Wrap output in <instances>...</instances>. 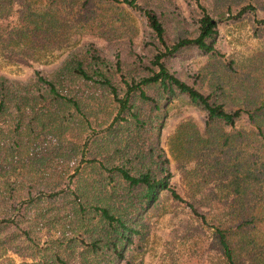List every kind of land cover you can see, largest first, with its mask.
I'll return each instance as SVG.
<instances>
[{
	"label": "trees",
	"instance_id": "1",
	"mask_svg": "<svg viewBox=\"0 0 264 264\" xmlns=\"http://www.w3.org/2000/svg\"><path fill=\"white\" fill-rule=\"evenodd\" d=\"M119 1L130 6L136 3V0H0V57L24 63L36 61L51 53L52 50H47L63 41L73 28L91 30L98 27L104 19L93 9L96 4ZM151 1L153 6L143 8V13L153 39L164 51L153 56L152 64L158 69L146 68L151 71L146 74H143L146 65H140L142 68L138 70L137 63L132 66L117 58V63L120 61V65L128 69L131 79L124 82L127 90L121 97L111 77L100 66L105 58L93 43L85 49L72 50L49 77L36 71L31 80L20 82L0 75V117L15 120V146L27 145L30 137L33 142L46 129L56 134L71 124L87 123V114L80 109L81 100L87 98L85 87L100 83L113 92L119 104L113 120L103 132L108 137L106 146L86 159L81 156L77 164L71 162L73 173L60 180L57 188L52 186L55 183L49 184L48 194L28 192L24 197L11 191L13 184L9 176L12 171L19 167L24 170L22 173L33 172L31 156L22 159L18 166L19 160L15 158L7 166L0 163V174L5 175L9 185V199L5 203L15 202V205L9 204L14 205L13 208H6L0 218V248L7 247L23 257L18 249L19 241L23 235L29 239L27 234L19 232L22 231L19 218L25 215L23 205L26 208L33 203L36 205L45 196L62 194L65 198V224L72 234L70 238L63 235L52 241V245L38 246L41 258L34 255L33 261L24 260L19 264H65L67 260L72 261L71 264H134L144 250L150 231L148 215L159 205L161 192H169L174 199L182 200L170 184L169 159L160 143L167 106L179 95H185L206 112V127L202 133L195 130L191 139L180 142L181 131L176 130L171 145L187 162L198 155L205 161L209 171L207 177L222 186L217 201L237 209L245 202L253 182L262 180L264 98L256 99L250 93L251 88L238 98L233 96L238 90L231 82V76L237 73L235 61H222L214 47L217 20L201 6L203 14L198 35L179 37L174 44L168 45L169 27L173 32L181 31L182 19L173 0ZM161 3L171 7L172 12L157 11ZM233 3L234 0H214L215 8L221 13L230 11ZM248 7L243 6L240 11ZM187 45H196L209 54L210 62L199 75L204 91L180 80L161 61L165 55ZM134 74L139 75L138 79ZM242 114H246L251 130L233 133L224 130V126L233 127ZM70 141L66 147H72L67 153L74 149ZM56 169L60 177L67 168L52 157L44 171ZM72 181L75 183L71 188ZM50 209L60 208L53 203L42 205L36 212L37 217H46ZM192 211L206 223L205 216L193 206ZM240 215L229 224L214 225L211 241L218 246L223 264H264V246L252 231L262 221L261 216L252 212ZM61 253L67 254L64 259Z\"/></svg>",
	"mask_w": 264,
	"mask_h": 264
},
{
	"label": "rangeland",
	"instance_id": "2",
	"mask_svg": "<svg viewBox=\"0 0 264 264\" xmlns=\"http://www.w3.org/2000/svg\"><path fill=\"white\" fill-rule=\"evenodd\" d=\"M173 1L176 12L182 19L183 29L173 32L174 29L169 27L166 43L172 45L179 37H196L203 6L206 12L217 20L214 47L220 53V59L235 61L237 73L231 76V82L237 85L238 90L232 91L233 96L238 98L251 88L250 93L256 99L264 98V0H234L232 9L226 13H221L215 8L214 0ZM153 4L151 0H136L133 6L122 1L96 4L93 9L104 19L98 27H92L91 30L73 28L71 34L63 41L47 50H52L51 53L30 63L0 57V75L20 82L31 80L36 71L49 77L61 66L72 50L85 49L93 43L105 58L100 66L111 77L113 85L117 87L118 97H121L127 90L124 82H130L131 79L127 75L128 69H124L126 67L120 65V61L117 63V58L126 60L132 66L137 63L138 70L142 65H146L143 74L150 73L149 68L155 71L158 69L152 64V59L157 52H163L164 48L153 39L143 13V8ZM243 6L249 7L245 11H240ZM159 10L172 12V8L166 7L165 3H161L157 8V11ZM208 55L196 45H187L180 51L165 55L161 61L180 80L204 91L205 87L201 85L202 78L199 75L204 72L201 69L210 62ZM129 72L131 73L130 70ZM138 77L139 75L134 74L135 79ZM84 92L87 98L81 100L80 109L87 114V123L71 124L56 134H50L46 129V132L35 137L33 142L30 137L31 141L27 142V145L13 144L15 120H11V117H0V163L7 166L6 164L15 158L19 160L18 166L22 159L31 156L30 161L34 166V169L30 168L33 171L31 173H22L24 170H20L19 167L15 172H11L9 176L13 184L11 191L15 195L26 197L29 195L28 192L34 195L38 192L46 194L50 188L49 184L55 183L52 186L57 188L60 180L67 179L73 173L71 162L77 164L81 156L82 159H86L89 154L99 152L106 146L108 137L103 132L113 120L119 104L113 92L100 83L85 87ZM206 119V112L192 104L185 95L175 97L167 106L160 143L169 159L172 173L170 184L182 200L174 199L169 192H161L159 205L148 215L150 231L144 250L136 257L134 264H223L220 250L211 241L210 233L214 225L221 222L229 224L239 219L241 212L244 214L252 212L261 216L262 221L258 222L252 231L257 241L264 246V176L261 181L253 182L242 206L237 209L228 207L224 202L217 201V198L221 197L222 186H218L217 181L207 177L209 171L200 155L187 162L186 157L179 154L171 145L176 130L181 131L179 142L189 140L195 130L203 132ZM224 130L230 133L236 130L249 131L251 125L246 114H242L241 119L236 121L233 127L224 126ZM85 137L87 138L84 140ZM70 140L73 141L74 149L67 153L72 147L71 145L66 147ZM52 157L59 163L62 161L67 168L61 178L58 177L61 173L57 169L44 171ZM209 159L208 157L205 160ZM60 168L61 166L58 169ZM74 183H71V188L74 187ZM8 188L9 185L2 173L0 218L4 216L6 208H13L15 205L12 200L5 203L6 199H9ZM64 199L62 194L45 196L38 204L35 203L36 205L30 204L28 208L23 205L26 209L22 211L25 215L19 218L22 228L19 232H24L29 238L26 239L23 235L19 241L18 249L23 257L7 247H1L0 264H19L24 260L31 262L34 255L37 258L42 257L38 246L52 245V241L63 235L69 238L72 236L68 232V225L65 224ZM12 202L14 205L10 206ZM51 203L60 209H50L46 211V217H37L39 207L49 206ZM192 206L205 216L206 223L194 214ZM50 253L53 251L50 250ZM66 255L61 253L63 259ZM71 262L67 260L65 264Z\"/></svg>",
	"mask_w": 264,
	"mask_h": 264
}]
</instances>
